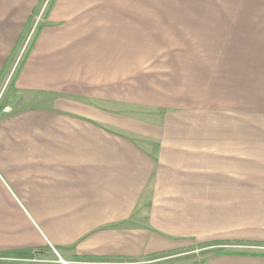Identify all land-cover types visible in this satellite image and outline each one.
Here are the masks:
<instances>
[{
  "label": "crops",
  "instance_id": "crops-1",
  "mask_svg": "<svg viewBox=\"0 0 264 264\" xmlns=\"http://www.w3.org/2000/svg\"><path fill=\"white\" fill-rule=\"evenodd\" d=\"M9 2L0 72L40 0ZM172 2L52 0L0 114V264H264V9L199 12L156 69Z\"/></svg>",
  "mask_w": 264,
  "mask_h": 264
},
{
  "label": "rangeland",
  "instance_id": "rangeland-1",
  "mask_svg": "<svg viewBox=\"0 0 264 264\" xmlns=\"http://www.w3.org/2000/svg\"><path fill=\"white\" fill-rule=\"evenodd\" d=\"M51 2L52 0H40L38 7L32 11L27 20L6 66L0 72V114L3 113L2 110L8 109L6 108L8 105L17 106L21 100L20 94L15 88V80L29 51V47L45 21ZM167 5H170V7H167ZM263 9L264 3L256 2L255 0H183L182 2L173 0L172 3L166 4V10H170L173 17L170 20H166V28L159 30L161 33L157 30L158 34L155 41L156 69L162 68V61L164 60L179 58L189 60L195 58L197 35L199 33L202 34V29H198L199 32H197L198 19L196 16L199 12ZM11 11H13V3L9 2V0H0V28L4 24L5 13L7 14ZM151 70H153V67ZM254 246L256 248L247 249L252 250V253H264V246ZM227 249L229 248H225L222 244H194L180 248L173 253L167 254V256H170L169 259L171 261L183 260V262L195 264L210 252ZM43 251L46 257L59 258L57 251L53 248L49 247Z\"/></svg>",
  "mask_w": 264,
  "mask_h": 264
}]
</instances>
